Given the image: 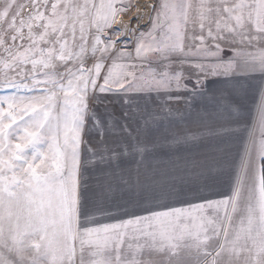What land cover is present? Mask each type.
<instances>
[{
	"label": "snow or ice",
	"instance_id": "6c2138e0",
	"mask_svg": "<svg viewBox=\"0 0 264 264\" xmlns=\"http://www.w3.org/2000/svg\"><path fill=\"white\" fill-rule=\"evenodd\" d=\"M0 91V264H264V0H0Z\"/></svg>",
	"mask_w": 264,
	"mask_h": 264
},
{
	"label": "crops",
	"instance_id": "0c3cea01",
	"mask_svg": "<svg viewBox=\"0 0 264 264\" xmlns=\"http://www.w3.org/2000/svg\"><path fill=\"white\" fill-rule=\"evenodd\" d=\"M171 109L174 110V112H176V116L178 120H181V126L184 128H191L194 131H201L204 128V125L201 124L199 122V118L196 115L195 112H192L187 105L185 104V102L181 101V102H176L175 100H173L170 104ZM190 113V115H189ZM176 126L172 125L168 131L166 132L164 130V128H161L160 130V135H167L172 131H175ZM85 139H87V137H85ZM83 172V169H82ZM87 183H88V188H89V192L91 194V192L95 191L99 185L103 182H105L106 178L103 175H98L93 171H89L87 177ZM224 191H227V188L225 187L223 189ZM117 196H119L120 194L117 193ZM119 213L113 212L112 215H118ZM96 219H102V220H106L108 219L107 216L105 215H97Z\"/></svg>",
	"mask_w": 264,
	"mask_h": 264
},
{
	"label": "rangeland",
	"instance_id": "374dc122",
	"mask_svg": "<svg viewBox=\"0 0 264 264\" xmlns=\"http://www.w3.org/2000/svg\"><path fill=\"white\" fill-rule=\"evenodd\" d=\"M132 2L133 3H138V4H141V5H144V4H152V3H154L155 2V0H132ZM139 11L140 12H143L144 11V9L143 8H141V9H139ZM135 15H137V13L136 12H133L132 14H131V16H124V17H121L120 19H121V21L124 23V24H127L128 23V21L132 18V17H134ZM148 23V20L147 19H144L143 21H142V24H147ZM121 26V23H120V21H118L117 22V24L114 26V27H120ZM117 47H120L119 45H117ZM133 46L132 45H129V49H131ZM91 65H92V61H89L88 62V67H91ZM3 94H6L5 92H3V91H0V95H3Z\"/></svg>",
	"mask_w": 264,
	"mask_h": 264
}]
</instances>
